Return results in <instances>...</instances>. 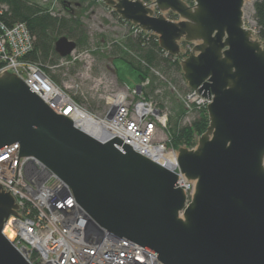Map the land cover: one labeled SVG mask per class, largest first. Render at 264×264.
Wrapping results in <instances>:
<instances>
[{"label": "water", "instance_id": "1", "mask_svg": "<svg viewBox=\"0 0 264 264\" xmlns=\"http://www.w3.org/2000/svg\"><path fill=\"white\" fill-rule=\"evenodd\" d=\"M125 21L180 55L187 86L204 98L208 126L177 158L153 161L85 119L55 113L17 75H0V150L18 145L71 190L88 224L148 249L162 264H264V40L244 26L256 0H104ZM173 12L177 21L168 19ZM76 43L60 36L59 57ZM140 89V85L136 86ZM180 175L194 181L187 200ZM0 184V264H30L3 235L22 218Z\"/></svg>", "mask_w": 264, "mask_h": 264}, {"label": "built area", "instance_id": "2", "mask_svg": "<svg viewBox=\"0 0 264 264\" xmlns=\"http://www.w3.org/2000/svg\"><path fill=\"white\" fill-rule=\"evenodd\" d=\"M143 2L155 8L154 0ZM141 32L151 33L131 26L133 36ZM34 42L25 23L9 25L0 19V75L10 70L55 113L71 120L88 117L106 124L112 135L153 161L170 157L176 161L177 149L168 145V112L142 93L147 80L140 89L109 92L102 77H91V51L75 48L57 63L44 67L28 58ZM75 64L78 69L73 74L62 68ZM57 70H63L60 81L51 74ZM84 80L104 98L107 109L102 115L88 111L76 100ZM182 99L188 108L206 107L210 102L192 89ZM0 184L14 198L19 207L15 211L22 216L11 214L2 233L30 264H162L153 252L137 243L115 238L88 224L70 188L35 158L20 157L17 144L14 150H0ZM177 185L189 200L194 181L180 175Z\"/></svg>", "mask_w": 264, "mask_h": 264}, {"label": "trees", "instance_id": "3", "mask_svg": "<svg viewBox=\"0 0 264 264\" xmlns=\"http://www.w3.org/2000/svg\"><path fill=\"white\" fill-rule=\"evenodd\" d=\"M102 0H60L64 14H53L49 7L42 6L35 0H0V19L7 24L14 22H23L31 34L35 37L34 49L28 55L32 61H36L45 67L47 64L57 63L59 60L58 54L54 50V43L60 36H67L76 43V49H86L89 46V36L85 25L80 20V15L87 7L95 5ZM147 1V0H143ZM77 5L80 9H73L71 4ZM191 3H193L191 1ZM79 5V6H78ZM84 5V6H83ZM5 6V9L3 8ZM254 19L256 22L257 35L260 39H264V0H256L253 3ZM114 17L128 25L129 31L124 34L121 39L113 40L108 50H103L107 36L102 35L96 50L92 53L99 55L100 59L108 60L113 65L115 58H121L129 63L138 75V85L145 82L142 86V93L146 98H169L171 102V115L168 120V145L174 149L182 146L191 148L196 144L197 137L205 132L208 126V115L205 106H193L197 113L196 118L190 124H181V120L188 112L183 99L178 98L170 92L167 82L159 80L153 69H157L168 75L174 72L179 74V80L182 82L181 88L187 93V86L181 71L180 59L166 53L158 43V37L153 33L141 32L135 36L131 34L130 22L123 20L114 10ZM172 18L176 14L170 12ZM190 45L189 42H185ZM189 48H186V55ZM107 68V64H105ZM114 69V68H113ZM115 72V70H114ZM172 80L177 84V80ZM157 87H161L160 95L154 94ZM162 91V92H161ZM185 95V94H184ZM80 102L79 98H76ZM153 100V99H152Z\"/></svg>", "mask_w": 264, "mask_h": 264}, {"label": "rangeland", "instance_id": "4", "mask_svg": "<svg viewBox=\"0 0 264 264\" xmlns=\"http://www.w3.org/2000/svg\"><path fill=\"white\" fill-rule=\"evenodd\" d=\"M35 1L39 2L42 6L49 7V10H51L53 14H64L60 0H35ZM147 1L149 2L150 0ZM184 1L187 4L192 5L191 3L192 0H184ZM71 7H73V9L75 10H78L77 14L80 15L81 13L80 7H79L80 9L77 8V5H75L74 3L71 4ZM154 9L155 12L158 11L156 8ZM112 10L113 8L111 7V5H109L104 0H102L101 2L96 3L95 5L87 7V9L83 12V14L80 15V20L87 29V33L89 36V46L86 49H81V50L77 49L78 51L87 50L92 52V50H96L100 40L103 41L102 35L107 36L106 37L107 41L100 43L105 44L104 46H102L103 50H108L113 40L121 39L124 36V34H126L129 31L128 25L124 22L118 21L114 17ZM165 16L173 21L178 20L177 16L175 18H172L170 16V11L166 12ZM243 21H244V26L251 31L252 36L254 38H257L259 40H264V39H260L257 35L256 22L254 19L253 2H251V6L245 3L243 7ZM191 47H192L191 43L188 46L184 43V41H181L180 42L181 53L179 56H175V57L182 60L188 55ZM186 48L189 49L186 55L183 56V54L186 52ZM92 55H93V61L91 66V77L94 76L102 77L103 80L109 85L108 86L109 92L112 91L117 92L126 88L131 89L138 85L139 79L136 71L125 60L121 58H115L112 65L111 62L108 60L109 58L107 60H104V59H100L99 55L95 53L94 54L92 53ZM105 64H107V68H105ZM62 68L63 69L67 68V72L73 74L78 69V65L77 64L67 65ZM153 70L155 74L159 77V80L167 82L169 86L168 88H170V92L172 91L171 92L172 94H175L178 98L182 99V96H184L186 92L181 88L182 82L179 80V74L177 72H174L171 75H168L157 69L156 70L153 69ZM62 72L63 70H57L51 74L57 81H60V76ZM172 78L179 82L175 84ZM90 84L91 83L89 81L84 80L76 95L80 99V103L83 105V107H85L88 111L96 115H102L107 109V106L104 102V98H100L98 96L99 91L91 89ZM161 89H162L161 87H157V90L154 91V94L160 95ZM152 99L154 102L157 103L158 106L164 108L168 112V120H169V116L171 115L170 99L169 98L163 100L159 98H152ZM196 116L197 113L190 106L188 108L187 114L181 120V124L182 125L190 124L196 118ZM168 120H167V127L169 125Z\"/></svg>", "mask_w": 264, "mask_h": 264}, {"label": "bare ground", "instance_id": "5", "mask_svg": "<svg viewBox=\"0 0 264 264\" xmlns=\"http://www.w3.org/2000/svg\"><path fill=\"white\" fill-rule=\"evenodd\" d=\"M246 4H248V5L251 6V1H247ZM83 119H85V120H87L88 122H91V123H93V124H95V125H97V126L103 128V129H105L106 131L110 132V128H109V126H107L106 124H102V123H99V124H98L97 122L91 121V119L88 118V117H85V118H83ZM15 147H16V143H12V144L8 145V146L5 147V148H8V149H10V150H14Z\"/></svg>", "mask_w": 264, "mask_h": 264}]
</instances>
